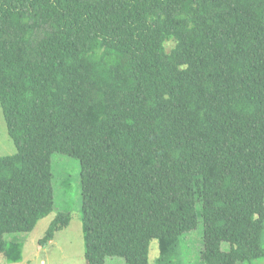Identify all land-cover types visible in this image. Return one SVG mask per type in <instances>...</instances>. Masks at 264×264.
Segmentation results:
<instances>
[{
	"label": "trees",
	"instance_id": "trees-1",
	"mask_svg": "<svg viewBox=\"0 0 264 264\" xmlns=\"http://www.w3.org/2000/svg\"><path fill=\"white\" fill-rule=\"evenodd\" d=\"M0 25L7 262L54 209L53 152L79 161L87 264H149L153 239L181 264L199 218L202 264L264 257V0H0Z\"/></svg>",
	"mask_w": 264,
	"mask_h": 264
},
{
	"label": "rangeland",
	"instance_id": "rangeland-1",
	"mask_svg": "<svg viewBox=\"0 0 264 264\" xmlns=\"http://www.w3.org/2000/svg\"><path fill=\"white\" fill-rule=\"evenodd\" d=\"M5 25H0V37L3 36ZM175 40L168 39L165 43L167 53L175 47ZM182 62L189 64L194 58L191 53L183 50L178 44ZM170 51V52H169ZM15 152L12 139L6 131L5 121L0 106V156L10 155ZM51 171L54 196V209L51 213L39 219L34 228L26 233H6L5 240L19 237L21 259L7 262L0 254V264H87L84 258L83 232L81 223V184L78 159L60 152L51 155ZM197 210L200 206L197 204ZM66 211L70 220L66 227L54 232L52 241L43 245L38 240L43 237L56 212ZM202 220L194 229L185 232L179 240L177 257L181 264H202L200 251L203 246ZM9 242V241H8ZM224 244V243H223ZM264 245V233H263ZM158 254V242L152 240L149 247V264H153V256ZM105 264H126L120 257H106ZM246 264V263H238ZM252 264H264V257L258 258Z\"/></svg>",
	"mask_w": 264,
	"mask_h": 264
},
{
	"label": "clouds",
	"instance_id": "clouds-1",
	"mask_svg": "<svg viewBox=\"0 0 264 264\" xmlns=\"http://www.w3.org/2000/svg\"><path fill=\"white\" fill-rule=\"evenodd\" d=\"M51 240H52V239H51ZM51 240H50V241H51ZM48 242H49V241H48ZM4 258H5V257H4Z\"/></svg>",
	"mask_w": 264,
	"mask_h": 264
},
{
	"label": "crops",
	"instance_id": "crops-1",
	"mask_svg": "<svg viewBox=\"0 0 264 264\" xmlns=\"http://www.w3.org/2000/svg\"><path fill=\"white\" fill-rule=\"evenodd\" d=\"M52 241V240H51Z\"/></svg>",
	"mask_w": 264,
	"mask_h": 264
}]
</instances>
